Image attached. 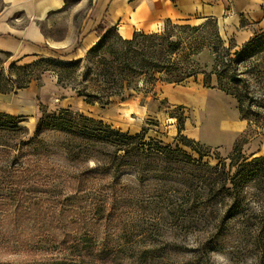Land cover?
I'll return each mask as SVG.
<instances>
[{"label": "rangeland", "instance_id": "rangeland-1", "mask_svg": "<svg viewBox=\"0 0 264 264\" xmlns=\"http://www.w3.org/2000/svg\"><path fill=\"white\" fill-rule=\"evenodd\" d=\"M91 3L92 0H63L60 9L49 11L42 20L33 17L39 12L33 9L11 16L10 23L18 28L28 22L36 25L49 46L27 57L21 51L11 53L8 58L0 54L3 76L19 81L30 78L24 89L33 92L26 97L21 88L8 93L4 101L0 95V108L23 110L24 116L19 117L24 118L20 125L26 127L24 141L34 136L42 110L58 114L68 109L121 133L132 135L139 128L138 132L144 135L141 140L144 151L155 144L172 148L177 145L190 158L187 155H176L172 159L150 156L155 158L154 166L147 168L144 163L149 162L150 157L136 160V153L115 160L114 165L105 169L107 165L103 161L111 158L117 145L44 131L25 146L38 153L33 155L34 165L29 166L31 174L25 185L30 191L28 194L50 201L73 199L68 187L73 182L71 175L99 166L105 170L106 178L94 189L77 195L78 200H75L81 208L74 210L78 214L83 209L104 205L103 217L93 226L95 237L91 243L107 247L110 254L99 264H264V177L244 185L238 195L223 196L216 190V180L223 177L221 171L231 175L241 164L264 156V107L257 106V98L264 94L263 56L253 55L247 61L233 54L224 56L225 47L231 46V53L239 51L255 32L263 31L264 26L258 30L254 27L253 34L241 41L231 37L232 28L227 34L224 29L219 31L213 20L199 26L165 22L155 36L142 31L130 44L113 30H106L102 37L89 43L87 32L91 25H84V19ZM4 9L0 0V11ZM244 24L243 21L241 25ZM78 35L81 42L77 40ZM216 47L223 61L232 64L229 73L241 90L243 105L253 120V130L240 152L234 155L238 158L236 164L232 162L231 149L224 148V141L219 143L223 146L220 148L200 143L198 154L185 145L180 136H172L164 125L166 119L169 121V114L177 117V121H172L179 125L183 111L169 107L161 98L159 87L178 84L180 77L194 71L204 77L205 85L209 84L207 75L214 74L213 48ZM232 57L233 62L229 60ZM102 59L115 60L114 66L119 65L118 69L111 74ZM11 63L29 66L18 69L11 67ZM122 67L124 71L119 73ZM76 89L91 95L89 100L78 96ZM106 94H112L111 101L102 107L99 100ZM231 97L237 106L235 98ZM75 98L78 102H72ZM138 102L142 106L140 111L133 108ZM90 104L91 110L84 109ZM162 109L165 115L159 113ZM219 115L218 108L208 103L205 108L195 109L191 117L195 124L201 122L205 134H211L209 128L218 126ZM76 120H82L81 116ZM5 139L9 145L14 143L12 137ZM150 142L153 144L149 145ZM122 153L118 151L116 155ZM3 166L0 163L2 170ZM34 172L37 175L32 174ZM213 185L216 188L208 194ZM233 202L238 204L234 206ZM42 204L45 206L46 202ZM54 206L57 210L60 208L59 203ZM68 255L69 251H59L55 244L38 235L33 221L14 226L6 208L0 211V263L25 264L41 259L50 262L59 257L65 258L66 264H84L70 263L74 259Z\"/></svg>", "mask_w": 264, "mask_h": 264}, {"label": "trees", "instance_id": "trees-1", "mask_svg": "<svg viewBox=\"0 0 264 264\" xmlns=\"http://www.w3.org/2000/svg\"><path fill=\"white\" fill-rule=\"evenodd\" d=\"M95 30L97 37H102L104 32H106V26L100 25ZM140 34L141 32H135L130 39H122L120 36L119 37L124 40L125 43L130 44L136 36ZM149 35L155 36L156 33H149ZM79 45L80 44L76 47ZM231 48V46L224 48V56L229 57L233 54L241 57L242 60L247 61L253 58V55H262L264 59V30L261 32H255L253 36L243 44L239 51L231 53ZM213 52L215 53L213 73L217 78V86L226 94L235 98L240 116L247 120L246 129L237 136L230 151V156L233 158L232 162H234L233 164H236L238 158L234 155H236L235 153L238 150L240 152L241 145L247 141V136L253 130V120L251 114H248L245 110L243 105V94L240 93L241 90L238 85L233 82L234 78L229 73L232 64L229 65L223 61V57L217 47L213 48ZM0 54L5 55L7 58L12 55L11 52L4 50H0ZM229 60L233 62L234 58L232 57ZM114 62L115 60L111 62L108 59H102V63L108 67L107 69L111 74H113L114 69L119 66H114ZM28 66L29 65L26 64L15 65L11 63V67H16L18 69H25ZM119 70V73H122L124 67L119 68ZM194 72L183 75V77H180L177 81L180 83L191 76H196L197 72ZM207 77L209 81L210 74H208ZM30 80L31 79L28 78L27 80L19 81L17 78L13 79L9 75L4 77L0 69V92H15L17 89L27 87ZM123 80L124 79L122 78V85ZM205 83H207V79L205 80ZM229 84L233 85L230 86ZM76 92L78 96H86L88 100L91 97V95H87L80 90L76 89ZM111 97L112 94H106L105 97L102 99L100 98V105L103 107L108 104L109 101H111ZM263 97L264 94H262L261 98H257V100H259L257 106L264 107ZM80 116L82 120H76V118ZM23 119V117L14 116L0 111V163L4 164V170L0 168V171H2V175H0V198L2 199L0 203V211H3V209L6 208V212H9V219L14 223V226L15 224L25 225L33 221L34 226L38 229V235L44 236L49 242L55 244L59 248V251H69L68 256L74 259V261L70 260V263L82 262L84 264H99V262H103V260H105L110 254L107 247H96L93 246L95 245L94 243H91L92 238L95 237L93 226L100 221L98 219L103 217V214L105 213L104 205H97L93 209L88 208V210L83 209L82 212L78 211V214H75L76 211H74L78 210L77 208H81L80 204L77 203V195L94 189L100 180L106 178V172L103 168L101 169L98 166L71 175L73 182L70 183L68 187L71 190L70 193L74 195L73 199L68 197H65L63 199L64 201H50L47 198L37 199L34 198L35 196L32 197L28 194L30 191L28 188L25 189V185L28 181L27 177L31 174L29 166L31 164L34 165L33 155L38 153H36L34 149H32V151L28 150L25 146H28L29 143L33 142L35 137L41 132L51 130L84 137L93 143L104 142L117 145L113 150L114 152L111 158L103 161L104 164L107 165V167L105 166V169L114 165L116 163L115 160L121 159L125 156L129 158L132 154L136 153V160L143 159V157H146L147 159L150 156H156V158L167 157L168 159H172L173 157H176V155H187L182 152L177 145L172 148L170 145L160 146L155 144L154 147H150L147 151H144L141 142L144 136L143 132H138L132 135L121 133L119 130L113 129L109 125L103 126L100 121L85 117L81 113L72 112L68 109L61 110L58 114L55 112L48 113L45 110H42L41 116L36 121L34 136L31 139L24 141L23 136L26 127L20 125V122ZM181 122L179 125H181ZM10 137L14 138V143L12 145L5 143L7 142L5 138ZM180 140H184L185 145L190 146L192 150L200 154V143L186 139L183 136H180ZM148 144L152 145L153 143L150 142ZM1 145L6 147H1ZM118 151H122L123 153L121 155H116ZM15 152H18L19 154H16ZM238 156H240V153ZM243 159L245 160V158ZM147 160L149 162L144 163V166L147 168L153 167L155 158L150 157ZM32 174H36V172ZM221 174L223 177L216 180V183H218L216 189L218 193L223 196H227V194L231 195L232 193H237L238 195L242 192L244 185L253 180H257V178L260 179L264 177V156L255 157L250 163L245 162L241 164L238 166L237 171L231 175L228 172L225 173L224 170L221 171ZM34 176L35 175H32V177ZM214 188H216L214 185L211 186L208 194L213 193ZM45 202L46 205L44 206L42 203L45 204ZM56 203H59L60 208H58V210L56 209L57 207L54 206ZM236 203L238 204V202ZM236 203L233 202V205L236 206ZM67 212H71L73 215L68 214ZM64 213H66V215ZM51 228H54L55 231H52ZM47 260L41 259L25 264H66L67 261L65 258L59 257H56L54 261L49 262Z\"/></svg>", "mask_w": 264, "mask_h": 264}, {"label": "crops", "instance_id": "crops-1", "mask_svg": "<svg viewBox=\"0 0 264 264\" xmlns=\"http://www.w3.org/2000/svg\"><path fill=\"white\" fill-rule=\"evenodd\" d=\"M2 3L5 9L0 11V50L11 53L21 51L23 55H26L24 57L38 53L47 45L42 32L32 22L18 28L11 24L9 19L18 11L33 9L39 11L33 17L42 20L49 11L60 9L63 6V0H40L39 2L2 0ZM208 20H213L219 31L224 29V34H227L228 30L231 32L232 28L234 33L231 37L244 41L253 34L254 27L258 30L264 26V2L261 0H92L84 25H91L90 31L87 32V40L91 43L98 38L95 29L100 25L106 26V30H114L122 39H130L135 32H158L167 21L200 25ZM243 21L244 26L241 25ZM77 40L81 42L79 35ZM159 89L161 98L166 100L169 107L183 111L181 125L174 124L172 121L173 119L177 121L174 114H169V121L168 119L164 121L165 129H168L172 136H183L216 148L223 147L219 143L224 141L226 145L224 148L229 150L232 149L237 136L247 127V120L240 116L232 97L218 88L215 74L210 75L207 85L204 84V77L197 74L196 77H189L178 84H163ZM23 90L26 97L33 95L28 88ZM19 93L21 95V91ZM7 94L0 92L3 101ZM75 101L78 102L76 98L72 100V102ZM208 103L211 107L215 105L220 111L218 126L212 123L213 128H209L212 130L211 134L209 132L205 134L201 130V122L195 124L191 117L195 109L205 108ZM91 107L93 106L90 104L89 108L84 109L91 110ZM140 107L142 106L138 102L133 108L139 110ZM0 111L24 116L22 109L17 111L0 108ZM163 111L162 109L159 113L165 115ZM131 112L134 113V110H130ZM138 130L139 128H136L134 132L137 133ZM212 140L214 143H209Z\"/></svg>", "mask_w": 264, "mask_h": 264}]
</instances>
